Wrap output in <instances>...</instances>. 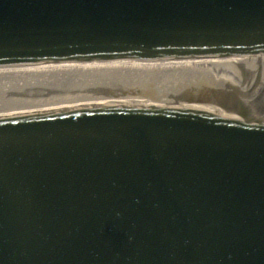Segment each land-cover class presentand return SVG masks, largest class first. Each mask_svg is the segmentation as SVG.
<instances>
[{"label": "water", "instance_id": "obj_1", "mask_svg": "<svg viewBox=\"0 0 264 264\" xmlns=\"http://www.w3.org/2000/svg\"><path fill=\"white\" fill-rule=\"evenodd\" d=\"M0 264H264V0H0Z\"/></svg>", "mask_w": 264, "mask_h": 264}, {"label": "bare ground", "instance_id": "obj_2", "mask_svg": "<svg viewBox=\"0 0 264 264\" xmlns=\"http://www.w3.org/2000/svg\"><path fill=\"white\" fill-rule=\"evenodd\" d=\"M80 103L75 85L4 87L0 114L69 106Z\"/></svg>", "mask_w": 264, "mask_h": 264}, {"label": "rangeland", "instance_id": "obj_3", "mask_svg": "<svg viewBox=\"0 0 264 264\" xmlns=\"http://www.w3.org/2000/svg\"><path fill=\"white\" fill-rule=\"evenodd\" d=\"M2 88H4V87H0V90L2 91Z\"/></svg>", "mask_w": 264, "mask_h": 264}]
</instances>
